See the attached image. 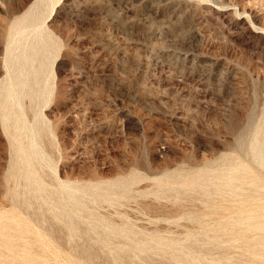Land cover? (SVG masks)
Wrapping results in <instances>:
<instances>
[{
    "label": "rangeland",
    "instance_id": "rangeland-1",
    "mask_svg": "<svg viewBox=\"0 0 264 264\" xmlns=\"http://www.w3.org/2000/svg\"><path fill=\"white\" fill-rule=\"evenodd\" d=\"M0 264H264V0H0Z\"/></svg>",
    "mask_w": 264,
    "mask_h": 264
},
{
    "label": "bare ground",
    "instance_id": "bare-ground-1",
    "mask_svg": "<svg viewBox=\"0 0 264 264\" xmlns=\"http://www.w3.org/2000/svg\"><path fill=\"white\" fill-rule=\"evenodd\" d=\"M37 54H40V48L37 47V46H34V47L31 49V55H30V59H31V61H34V60L36 59L35 56H36ZM34 58H35V59H34ZM40 58H41V57H40ZM40 58H39V59H40ZM32 59H34V60H32ZM35 61H36V60H35ZM41 61H43V60H41ZM41 61H40V62H41ZM38 70H40V74H41V70H42V69L40 68V69H38ZM36 71H37V70H35L34 72H35V76L37 77ZM34 72H33V73H34ZM35 76H34V82L37 81V79L35 78ZM35 79H36V80H35Z\"/></svg>",
    "mask_w": 264,
    "mask_h": 264
}]
</instances>
